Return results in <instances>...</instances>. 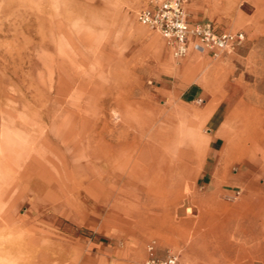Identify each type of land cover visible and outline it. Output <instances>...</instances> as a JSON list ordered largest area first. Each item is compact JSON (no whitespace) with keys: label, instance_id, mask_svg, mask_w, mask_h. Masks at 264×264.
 <instances>
[{"label":"rangeland","instance_id":"rangeland-1","mask_svg":"<svg viewBox=\"0 0 264 264\" xmlns=\"http://www.w3.org/2000/svg\"><path fill=\"white\" fill-rule=\"evenodd\" d=\"M150 1L0 0V144L8 148L0 152V264H44L45 257L53 264H144L151 244L158 256L176 252L180 264H264V238L253 240L260 228L251 226L264 200V174L247 176L249 156L224 150L233 122L256 111L264 119V0H190L195 20L241 31L244 39L220 54L189 51L181 58L138 21ZM76 72L93 79L92 88L98 83L96 94L70 84ZM127 106L136 118L150 117L155 146L196 132L214 137L213 146L192 155L157 192L147 193L143 179L121 187ZM2 115L25 134L10 147ZM88 133L95 142L103 135L117 153L104 178L86 166L101 163L87 148ZM61 152L82 185L63 177ZM42 154L52 175L41 177L40 187L63 191L60 198L36 199L28 186L24 166ZM62 182L74 190L66 193ZM11 203L18 225L9 220Z\"/></svg>","mask_w":264,"mask_h":264},{"label":"bare ground","instance_id":"bare-ground-1","mask_svg":"<svg viewBox=\"0 0 264 264\" xmlns=\"http://www.w3.org/2000/svg\"><path fill=\"white\" fill-rule=\"evenodd\" d=\"M46 11L48 13L47 17L54 15L51 10L47 9ZM59 29L58 27L56 28V30H59V32H65L63 27H59ZM60 82L65 84L67 83V80L60 79ZM69 82L76 87L77 91L83 93L86 92L89 95H94L96 94L97 90H99V86L97 85L98 83L94 85V88H92L94 83L93 79H89V77L86 78L84 74L80 72H76V74L70 78ZM107 93L105 98L101 99L102 106L100 109L103 113H105L107 110V98L109 97V93ZM110 93H112V91H110ZM2 105L3 102L0 101L1 114L4 112ZM72 105H76L75 108L77 109L79 115L85 112V109L83 108V105L80 101L72 102ZM123 108H121L122 120L127 122V126H123L121 129V187L126 185H133L134 187L138 181L143 179L148 182L147 186H144L145 191L151 194V192L155 191L154 188H156V186L169 184L172 181H175L177 176L182 173L183 170H185L186 161L192 155L201 156L202 154L209 151L211 143L214 140V137L204 135L201 132H196V134H187V136L185 135L173 139L168 138L164 139V141L161 140V138L159 141L160 144L155 146L150 142V138L154 137L153 133L151 134V129L149 128V125L151 124L150 117L148 116L149 118H147L144 116H138L136 118L134 110H132L130 106H127L124 110H122ZM132 115H135V118H131L130 116ZM2 117L3 120L1 123V134L4 138L3 142L10 147L13 146L16 140L18 141L16 138L20 137L22 139L25 134L22 127H19L16 122L12 120H5L6 118L4 115H2ZM261 127H264V119H262L257 111L246 114L243 121L240 123H232V130L224 146V150L227 149L225 151H227V155L230 157L234 155L249 156L247 161L243 162V165L246 167L245 173L247 176L250 173L255 174V172H258L259 175L264 174V135L261 131ZM133 128L137 129L138 132L132 134L130 130ZM100 136L101 137L97 142L94 141L93 135L91 133H88L86 136L85 141L87 143V148L101 161V163L98 162V164L97 162L93 161L88 163L86 166H94V168L99 171L101 177L104 178L106 177V172L109 171L108 169L114 166V156H116L117 153L110 147L111 143L108 142L103 135ZM46 139L47 138H45L43 141L45 145L52 143H49V140ZM66 139L68 138H65V140ZM83 140L84 138H81V141ZM72 142V140L65 141L66 147L71 146ZM0 149V152L4 154L8 148H6L1 143ZM60 154L62 167L65 171V173L63 172V177L69 178V180L77 179L78 183L82 185L83 178L77 176L74 173H69L67 169V166L72 165V160L64 152H61ZM41 159L42 160L31 157L24 166V175L28 181L29 188L36 190L35 192L38 196L35 197L36 199H41L42 197L46 198V196H51L54 198L62 197L64 194L63 191H61L62 193L55 191L54 193H44L42 191L40 187L41 177L50 178L52 173L42 163L50 162V159H47L44 154H42ZM54 166L55 165L53 164V169H56L55 171H59L60 168H56ZM62 183L64 184L62 185L66 193L74 190V185L72 183ZM85 188L87 191H90L89 187ZM9 193H11L10 196L12 197L13 193L11 189ZM65 201L70 203V200ZM13 205V203L10 204L11 211L9 220L12 222L16 221V224L18 225L21 220L18 217V219L14 217L12 213ZM259 206L261 207L259 210L252 212L255 215L251 226L254 227L258 224L260 228V231L254 235L253 240H257L261 236L264 238V200ZM240 214V217L245 215L242 213ZM260 215H262V217L259 219L258 216ZM236 219L238 218L236 217ZM261 249L264 251V245L261 247ZM11 255V249L9 248L7 257L10 258L12 257ZM44 260V264H53V262H50L51 260H48L46 257Z\"/></svg>","mask_w":264,"mask_h":264},{"label":"built area","instance_id":"built-area-1","mask_svg":"<svg viewBox=\"0 0 264 264\" xmlns=\"http://www.w3.org/2000/svg\"><path fill=\"white\" fill-rule=\"evenodd\" d=\"M187 0H151L138 12V21L161 35L175 58L185 56L190 50L213 51L220 54L232 49L244 39L241 31L219 30L212 22L193 23L186 7ZM144 264H180L176 252L168 250L158 256L155 246Z\"/></svg>","mask_w":264,"mask_h":264},{"label":"crops","instance_id":"crops-1","mask_svg":"<svg viewBox=\"0 0 264 264\" xmlns=\"http://www.w3.org/2000/svg\"><path fill=\"white\" fill-rule=\"evenodd\" d=\"M190 3L191 1L190 0H187L186 2V7H187V10L189 12V16H190V20L193 22V23H206V22H212L211 20H195L194 17L192 16V12H191V8H190ZM214 24V26L219 29V30H228V29H222L220 28L217 24H215L214 22H212ZM230 31H233V30H230ZM190 51H196V50H190ZM199 52V51H197ZM189 53V52H188ZM187 53V54H188ZM186 54V55H187Z\"/></svg>","mask_w":264,"mask_h":264}]
</instances>
